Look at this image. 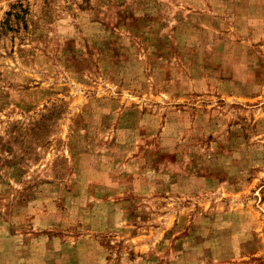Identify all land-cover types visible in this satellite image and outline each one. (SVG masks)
I'll return each mask as SVG.
<instances>
[{"label": "rangeland", "instance_id": "1", "mask_svg": "<svg viewBox=\"0 0 264 264\" xmlns=\"http://www.w3.org/2000/svg\"><path fill=\"white\" fill-rule=\"evenodd\" d=\"M0 264H264V0H0Z\"/></svg>", "mask_w": 264, "mask_h": 264}]
</instances>
